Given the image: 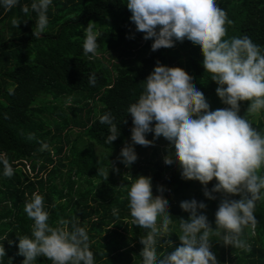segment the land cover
I'll list each match as a JSON object with an SVG mask.
<instances>
[{"label":"trees","instance_id":"16d2710c","mask_svg":"<svg viewBox=\"0 0 264 264\" xmlns=\"http://www.w3.org/2000/svg\"><path fill=\"white\" fill-rule=\"evenodd\" d=\"M33 2L18 0L6 10L0 0V155L15 170L12 177H5L0 163V244L6 251L0 264H22L24 260L17 254L18 236L31 238L34 221L24 207L34 192L44 197L50 226H62L59 221L63 219L70 221L69 230L72 222L86 228L94 264H142L140 239L150 230L134 223L128 198L131 184L140 175L152 178L153 197L159 194L158 186L165 189L172 216L168 236L157 237L158 257L180 246V219L190 216L180 208L181 201L195 198L204 202V214L215 229V213L223 194L216 193L217 199L209 200L199 181L183 179L174 147L169 151L172 165L153 161L157 148L146 165L132 167L135 171L123 173L122 162L116 167L119 172L111 167L114 154L131 138L128 108L138 101L143 81L157 61L181 67L192 76L210 110L228 107L203 67L199 46L185 39L175 41L172 48L152 51L153 40H144L130 20L127 0H52L48 25L37 39L33 36L37 19L31 10ZM216 4L232 21L226 25L224 39L248 36L264 53V0H216ZM25 5L28 14L22 11ZM14 18L20 21L19 27L12 25ZM89 22L101 33L96 56L83 52ZM93 74L94 86L89 83ZM249 105V101L240 102V115L264 133V109L250 115ZM105 113H111L120 130L111 145L105 143L109 125L99 122ZM153 137L154 133L146 134L148 140ZM162 137L154 143L161 144ZM99 169L109 171L108 179L98 174ZM260 174L264 175V168ZM216 183L215 179L209 182L208 189ZM229 198L238 200L240 196ZM254 215L258 221L255 235L246 228L242 236L251 251L225 246L222 235L210 236L219 264H264V199L257 201ZM160 224L158 219L157 226ZM165 240L172 241L171 248L161 247ZM32 264L53 262L39 256Z\"/></svg>","mask_w":264,"mask_h":264},{"label":"clouds","instance_id":"9594fccd","mask_svg":"<svg viewBox=\"0 0 264 264\" xmlns=\"http://www.w3.org/2000/svg\"><path fill=\"white\" fill-rule=\"evenodd\" d=\"M2 3L6 10H11L18 0H2ZM51 3L52 0H34L31 4V10L37 14L34 38L39 39L48 25L47 11ZM126 4L136 31L144 34V40H153L152 51L172 48L175 41L185 39L199 46L204 57L203 67L218 85L216 94L228 106L210 110L192 76L181 67H168L159 61L143 81L144 90L138 101L129 106L132 143L126 142L121 149L120 162L131 166L138 158L133 145L154 146V141L163 136L174 146L183 179L199 181L209 200L217 199L216 193L223 194L215 213V229L204 214L207 208L204 202L195 198L181 201L180 208L190 216L187 220L180 219V246L158 257L157 237H167L173 223L169 203L162 186L157 187L159 194L153 197L152 178L138 176L131 184L128 198L134 223L150 230L140 239L144 246L140 253L142 264H219L211 250L212 235H222L225 246L251 251L242 236L246 228L255 235L256 203L264 199V175L260 174L264 168V133L240 115V102H250L247 109L250 115L264 109L261 47L248 36L224 39L226 25L232 21L216 0H127ZM22 11L28 14L29 7L23 6ZM12 25L19 27L20 21L14 18ZM94 29V22H89L84 29L85 55H98L97 40L101 33ZM89 83L95 85V74L89 77ZM114 119L111 113L99 119L101 124L109 125L110 135L105 143L110 145L120 136ZM147 133H154L153 140L146 139ZM172 155L164 157L166 165L173 164ZM0 163L3 175L12 177L15 170L6 156L0 155ZM111 167L112 171L119 172L114 165ZM98 174L108 179L109 171L99 169ZM214 179L217 183L208 189L207 185ZM232 195H239L240 199H230ZM24 212L34 224L31 238L18 236L17 254L24 257L22 264H32L39 256L53 264H94L86 228L72 222L69 230L70 221L63 219L59 221L62 226H50L41 194H32ZM158 219H161L160 227ZM164 246L171 248L172 241H163L161 247ZM5 256V248L0 244V258Z\"/></svg>","mask_w":264,"mask_h":264},{"label":"rangeland","instance_id":"374dc122","mask_svg":"<svg viewBox=\"0 0 264 264\" xmlns=\"http://www.w3.org/2000/svg\"><path fill=\"white\" fill-rule=\"evenodd\" d=\"M74 134H76V133H74ZM127 143H129V144L132 143L131 138H130L129 142H127ZM124 146H125V144L114 154L115 155V159L113 160L112 165H114L115 167H118L121 164V162L118 159V157H119V154L121 152V149ZM133 146L135 148V152L137 153V157L138 158L129 167H126L124 164H122L121 171L123 173H126V171H128V172L135 171L134 169H132V167H138V165H146L149 162L152 154L156 151L157 148H158V150L156 152L155 157L153 158V161L157 162V161L160 160V162L163 165H166L164 163V157L169 155L170 154L169 151L172 150V148L174 147V146H170V142L168 140H166L164 137H162L161 144H155L154 143V146H148V147H144V146H141V145H133ZM99 148L102 149V147H99ZM26 170H29L28 166H27Z\"/></svg>","mask_w":264,"mask_h":264}]
</instances>
